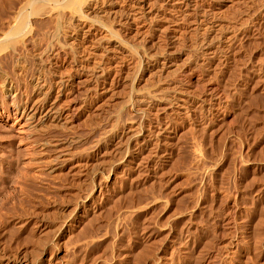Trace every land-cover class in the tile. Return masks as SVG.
<instances>
[{
	"label": "rangeland",
	"instance_id": "rangeland-1",
	"mask_svg": "<svg viewBox=\"0 0 264 264\" xmlns=\"http://www.w3.org/2000/svg\"><path fill=\"white\" fill-rule=\"evenodd\" d=\"M27 1L0 0L1 12L34 15L33 58L13 57L19 99L60 102L63 127L39 113L15 119L0 101V214L31 208L0 229V264H264V0H95L71 23L54 0ZM150 2L154 14L141 15ZM95 20L128 41L84 35ZM158 90L188 97V108L139 100ZM141 123L174 127L159 135L155 164V145L139 164L116 151Z\"/></svg>",
	"mask_w": 264,
	"mask_h": 264
},
{
	"label": "bare ground",
	"instance_id": "bare-ground-1",
	"mask_svg": "<svg viewBox=\"0 0 264 264\" xmlns=\"http://www.w3.org/2000/svg\"><path fill=\"white\" fill-rule=\"evenodd\" d=\"M38 1V0H37ZM36 0H30V1H27V5H34V4H36V3H38ZM113 1H115V0H113ZM148 1V0H147ZM150 1V0H149ZM153 1V0H152ZM155 1V0H154ZM163 1V0H162ZM162 1H160V2H162ZM179 1V0H178ZM181 1V0H180ZM99 2V1H98ZM115 2H117V1H115ZM137 2V1H136ZM156 2V1H155ZM155 2H152V3H155ZM165 2V1H164ZM182 2V1H181ZM54 3L56 4V5H58V6H62L61 8V12L59 11V13H63V16L65 15H67L68 16V21H70L69 23H71V20H78V19H86L87 20V17L88 16H90V15H88L89 13L88 12H90V9H92L94 6V4H95V0H54ZM143 3V2H142ZM149 3V2H148ZM116 4V3H115ZM146 4V3H145ZM150 4H151V2H150ZM20 5H22V3L20 4ZM19 5V6H20ZM39 5H41V4H39ZM96 5H97V3H96ZM102 5V4H101ZM137 5V4H136ZM154 5V4H153ZM131 6V5H130ZM135 6V5H134ZM138 6V5H137ZM147 6V7H146ZM145 7H146V9H145V11H140L139 13L141 14V15H143V14H146L147 13V15L146 16H149L150 14L149 13H152V11H153V6H152V4L151 5H146ZM15 7V6H14ZM49 7V6H48ZM144 7V8H145ZM158 7H161V6H158ZM16 8V7H15ZM14 8V9H15ZM54 8V7H53ZM24 9H26V7L25 6H21V7H18L17 8V11H10L11 12V14H10V12L8 11V10H6L5 9V12L6 11H8L9 13L7 14V13H5L4 12V10L2 11V12H4V13H2L1 12V10H2V8H1V10H0V12L2 13H0V101H1V103H2V107L6 110V111H8V113H10V115L12 114L14 117H15V119H17V117L18 116H27V118L25 117V120L26 119H31L30 117H32V116H34V118H35V116L39 113V116L38 117H40V118H42L43 119V122H45V120H47V119H50V120H52L53 121V123H51V124H53V126L54 127H57V128H59L60 126H62V122H61V115H60V108H59V106H60V102H59V106H58V104L56 105H50V106H52V107H49V106H47L48 107V109H46L47 107H44L43 109L41 108L42 106L41 105H38L36 108H32V103H31V106H29V105H26V100L24 101V100H22L23 98H20L19 99V92L21 91L20 89H19V87L16 85L17 84V82H18V80H20V78H18L17 77V79L16 78H14V76L16 77V74L15 73H17V72H20L19 70L17 71V72H15L16 70V68L15 67H17V65L19 64H17V62L15 61V58H13L14 56L16 57L17 55H21V52H22V54H24L25 56L26 55H29L30 53L28 52L29 51V49H27V46H26V40L27 39H25V37L31 32V31H33L32 30V28H31V25H30V23H31V20L32 19H30L32 16H34V15H32V14H30V13H27ZM29 9H31L32 10V8L30 7ZM38 7L37 8H35V10H34V12L38 15L40 12L38 11ZM105 9V8H104ZM119 9V8H118ZM138 9V8H137ZM139 9H140V7H139ZM142 9V8H141ZM27 10V9H26ZM40 10V9H39ZM94 10V9H93ZM106 10V9H105ZM116 9H114V11H115ZM128 10V9H127ZM133 10V9H132ZM136 10V9H135ZM144 10V9H143ZM160 10V9H159ZM37 11H38V13H37ZM40 11H42V9L40 10ZM44 11V10H43ZM65 11H67L66 13H65ZM117 11V10H116ZM125 11V10H124ZM130 12L128 13V14H130L131 13V10H129ZM26 12V13H25ZM47 13L46 14H52L53 15V13L54 12H56V11H54V9H51V10H47L46 11ZM58 12V11H57ZM96 12V11H95ZM103 12V11H102ZM106 12V11H105ZM105 12H103L104 14H105ZM123 12V11H122ZM135 12V11H134ZM154 12V11H153ZM100 13V12H99ZM109 13H110V11H109ZM113 13V12H112ZM124 13H126V12H124ZM35 14V15H36ZM45 14V13H44ZM43 14V12H42V14H39V15H44ZM102 14V13H101ZM120 14H122V13H120ZM127 14V13H126ZM136 14L138 15V13H137V11H136ZM139 14V15H140ZM149 14V15H148ZM152 14H154V13H152ZM32 15V16H31ZM36 15V16H37ZM54 15H55V13H54ZM58 15V14H57ZM61 15V14H60ZM60 15H59V17H60ZM92 15H93V13H92ZM96 15V14H95ZM132 15H134L133 14V12H132ZM136 15V16H137ZM139 15L136 17V16H133L132 17V19H135V17L138 19V18H140L139 17ZM157 15V14H156ZM173 15V14H172ZM67 16H66V19L65 20H67ZM108 16V15H107ZM151 16V15H150ZM47 17V16H46ZM143 17V16H142ZM174 17V16H173ZM39 18V17H38ZM49 18H51V16H49ZM55 18H56V16H55ZM62 19H63V17H61ZM91 17H89L88 19H90ZM93 18V17H92ZM108 18V17H107ZM152 18V17H151ZM158 18V17H157ZM178 18H180V17H178ZM35 19H36V17H35ZM35 19H33V20H35ZM94 19H96V18H93V20ZM105 19V18H104ZM103 19V20H104ZM143 19V18H142ZM161 19V18H160ZM85 20V21H86ZM91 20V19H90ZM89 20V21H90ZM108 20H110V19H108ZM139 20V19H138ZM156 20V19H155ZM168 20V19H167ZM174 20V19H173ZM179 20V19H178ZM181 20V19H180ZM67 21V22H68ZM82 21V20H81ZM80 21V22H81ZM85 21H83V22H85ZM34 22V21H33ZM32 22V23H33ZM44 22V21H43ZM46 22H48V21H46ZM63 22H64V20H63ZM95 22H96V20H95ZM91 23L90 22V24H86L85 25V27L83 28V30H82V33L85 35V34H90V32L91 31H93V30H96V32L97 31H99V33H101V35L100 36H102V38H103V40H105L106 42H108L109 43V45H110V43L111 42H113V47H117V46H123V44L124 43H126L124 40H123V38H121L120 37V35L119 34H117V31L115 30V27L113 28V27H111L109 24H107V22H101V23ZM173 22V24H176V21H172ZM156 23V22H155ZM40 24V23H39ZM38 24V25H39ZM43 24V23H42ZM179 24V23H178ZM63 25V24H62ZM73 25V24H72ZM71 25V26H72ZM162 25V24H161ZM40 26V25H39ZM80 26V25H79ZM78 26V27H79ZM120 26V25H119ZM163 26H166V25H163ZM42 27V26H41ZM73 27V26H72ZM74 27H75V25H74ZM75 28V30H77V29H80V28ZM177 27V26H176ZM210 27V26H209ZM40 28V27H39ZM54 28V27H53ZM67 28V27H66ZM69 28V27H68ZM158 28V27H157ZM220 28V27H219ZM34 29V28H33ZM46 29H48V28H46ZM52 29V28H51ZM159 29V28H158ZM213 29V28H212ZM218 29V28H217ZM216 29V30H217ZM35 30V29H34ZM38 30V29H37ZM49 30V29H48ZM118 30V29H117ZM170 30H171V28H170ZM204 30V29H203ZM216 30H214V31H216ZM50 31V30H49ZM63 31V30H62ZM61 31V32H62ZM159 31V30H158ZM208 31V33H209V29L207 30ZM206 31V32H207ZM35 32H36V30H35ZM34 32V33H35ZM44 32V31H43ZM65 32V31H64ZM136 32V31H135ZM221 32V31H220ZM49 32H47V34H48ZM77 33V32H76ZM150 33V32H149ZM167 33V32H166ZM205 33V32H204ZM38 34H39V32H38ZM72 34V33H71ZM70 34V35H71ZM145 34V33H144ZM214 34H216V32L214 33ZM31 35V34H30ZM55 35V34H54ZM54 35H53V37H54ZM143 35V34H142ZM204 35V34H203ZM208 35V34H207ZM217 35V34H216ZM216 35H213V36H215V37H213L212 36V33H211V38H216ZM219 35V34H218ZM217 35V36H218ZM29 36V35H28ZM28 36H27V38H28ZM43 36V35H42ZM42 36H40L41 38H42ZM45 36V35H44ZM49 36V35H48ZM79 36V35H78ZM174 36V35H173ZM209 36V35H208ZM61 37V36H60ZM203 37V36H202ZM205 37H206V35H205ZM219 37V36H218ZM34 38V37H33ZM32 37L28 40L29 42H31L32 41V44H34L35 43V39H34V41L33 40H31V39H33ZM38 38V37H37ZM55 38V37H54ZM80 38H82V37H80ZM101 38V37H100ZM99 38V39H100ZM146 38V37H145ZM144 38V39H145ZM209 38V37H208ZM44 39V38H43ZM65 39V38H64ZM75 39H76V36H75ZM78 39V38H77ZM147 39V38H146ZM31 40V41H30ZM55 40V39H54ZM73 40H74V38H73ZM93 40H97V38H93ZM209 40V39H208ZM27 41V42H28ZM37 41H39L38 39L36 40V42ZM149 41V40H148ZM155 41V40H154ZM210 41V40H209ZM208 41V42H209ZM40 42V41H39ZM39 42L37 43V44H39ZM45 42V41H44ZM69 42H71V39H70V41ZM206 42V41H205ZM41 43V42H40ZM43 43V42H42ZM103 43V42H102ZM142 43V42H141ZM63 44V43H62ZM70 44H72V43H70ZM133 44V43H132ZM135 44V43H134ZM133 44V45H134ZM46 45V44H45ZM151 45V44H150ZM197 45V44H196ZM36 46V45H35ZM40 46V45H39ZM38 46V47H39ZM128 45H126V48H128L127 47ZM48 47V46H47ZM136 47V46H135ZM134 47V48H135ZM152 47V46H151ZM36 48V47H35ZM38 49V48H37ZM43 49V48H42ZM107 49V48H106ZM136 49V48H135ZM135 49H134V53H132L133 55L136 53V55H137V51H135ZM28 50V51H27ZM39 50V49H38ZM37 50V51H38ZM112 50V49H111ZM128 50H129V48H128ZM127 50V51H128ZM133 50V48H131L130 47V52ZM40 51V50H39ZM95 52V51H94ZM93 52V53H94ZM116 52V51H115ZM129 52V53H130ZM16 53H18L17 55H15ZM20 53V54H19ZM38 53H41V52H38ZM69 53V52H68ZM76 53V52H75ZM100 53H102V52H100ZM104 53V52H103ZM142 53V52H141ZM70 54V53H69ZM131 54V53H130ZM36 55V54H35ZM43 55V54H42ZM165 55V54H164ZM23 56V55H22ZM30 56L32 57V53L30 54ZM30 56H27V57H30ZM37 56V55H36ZM39 56V55H38ZM139 56V55H138ZM18 57V56H17ZM17 57H16V60H17ZM19 57H21V56H19ZM26 57V58H27ZM102 57V56H101ZM168 57V56H167ZM167 57H166V59H167ZM22 59H24L23 57H21ZM33 58V57H32ZM32 58H30V60L32 59ZM39 58V57H38ZM46 58V57H45ZM90 58V57H89ZM94 58V57H93ZM96 58V57H95ZM142 58V57H141ZM165 58V57H164ZM20 59V58H19ZM18 59V60H19ZM22 59H20V60H22ZM28 59V58H27ZM97 59V58H96ZM136 59V58H135ZM26 60V59H25ZM24 60V61H25ZM41 60V59H40ZM137 60V59H136ZM135 60V61H136ZM150 60V59H149ZM29 61V59L27 60V63H30V65H31V62H28ZM91 61V60H90ZM95 61H99V60H95ZM101 61V60H100ZM23 62V61H22ZM21 62V63H22ZM42 62V61H41ZM139 62H140V60H139ZM25 63H26V61H25ZM25 63H23V64H25ZM35 63V62H34ZM99 63V62H98ZM136 63V62H135ZM162 64L163 65H167V64H169V65H167L166 67L167 68H170V69H168V70H173V71H175L174 69L175 68H173L174 67V65L173 64H171V63H166L165 61H163L162 62ZM22 64H20V65H18V67L20 66L21 68H22V66H21ZM27 65H29V64H27ZM26 65V66H27ZM33 65V64H32ZM25 66V65H24ZM24 66H23V68H24ZM136 66V65H135ZM176 66V65H175ZM28 67V66H27ZM27 67H25V68H27ZM98 67H100L98 64H96L95 63V65H94V67L92 66V68H91V70L90 71H92V70H96V69H98ZM138 67V66H137ZM25 68H24V70H25ZM101 68V67H100ZM178 68V67H177ZM176 68V69H177ZM20 69V68H19ZM30 69V66L28 67V69L26 70L27 72H28V70ZM103 69V68H102ZM136 69V68H135ZM23 70V69H22ZM32 70V69H31ZM104 70V69H103ZM132 70V69H131ZM134 70V69H133ZM160 70V69H159ZM100 71H102V70H100ZM137 71V70H136ZM24 72V71H23ZM32 72V71H31ZM94 72V71H93ZM105 72V71H104ZM107 72V71H106ZM167 72V71H166ZM165 72V73H166ZM21 73V72H20ZM26 73V72H25ZM48 73V72H47ZM19 74V73H18ZM44 74V73H43ZM61 74V73H60ZM18 76V75H17ZM47 76V75H46ZM19 77H21L20 76V74H19ZM26 77H28V75L26 76ZM53 78V77H52ZM132 78V77H131ZM130 78V79H131ZM134 78V77H133ZM25 79V78H24ZM46 79V78H45ZM49 79V78H48ZM59 79V78H58ZM17 80V81H16ZM21 80H23V79H21ZM20 80V81H21ZM26 80V79H25ZM19 81V82H20ZM30 81V80H29ZM60 81H61V79H60ZM36 82V81H35ZM56 82V81H55ZM62 82V81H61ZM25 83V82H24ZM28 83V82H27ZM27 83H26V85H27ZM52 83V82H51ZM60 83V82H59ZM23 84V83H22ZM30 84V83H29ZM61 84V83H60ZM21 85V84H20ZM42 85V84H41ZM33 86V85H32ZM36 86H37V84H36ZM35 86V87H36ZM60 85H58V89L60 88L59 87ZM23 87V86H22ZM31 87V86H30ZM165 87V86H164ZM167 87V86H166ZM169 87V86H168ZM21 88V87H20ZM24 88V87H23ZM39 88V87H38ZM37 88V89H38ZM43 88V87H42ZM63 88V87H62ZM159 88V87H158ZM162 88V87H161ZM26 89V88H25ZM25 89H24V91H25ZM28 89V88H27ZM31 89V88H30ZM32 89H34V88H32ZM57 89V90H58ZM61 89V88H60ZM157 89V88H156ZM160 89V88H159ZM173 89H175L174 87H173ZM176 89H178V88H176ZM41 90V89H40ZM161 90V89H160ZM26 91H28V90H26ZM25 91V92H26ZM32 91V90H31ZM54 91V90H53ZM56 91V90H55ZM181 91V90H180ZM22 92V91H21ZM25 92H24V94H25ZM58 92H59V90H58ZM158 92H159V90H158ZM140 93H141V91H140ZM157 92H155V93H153V91H152V93H148V95H146V93H145V96H143V94H142V96H141V98H139V100H142V102L143 101H145V102H153V101H169V103L170 104H173V105H175L176 104V106H179L181 109H186V108H188V97H184V96H178V95H176L175 93L173 94V92H172V94L171 95H162V93L161 92H159V93H161V95H159V94H156ZM165 93V92H164ZM45 94H47V93H45ZM56 94V93H55ZM139 94V93H138ZM23 95V94H22ZM26 95V94H25ZM28 95V94H27ZM42 96V95H41ZM132 96H134V95H132ZM21 97V96H20ZM23 97V96H22ZM25 97V96H24ZM26 97H28V96H26ZM38 97V96H37ZM56 98H58L57 96H55ZM29 98V97H28ZM44 98H45V96H44ZM60 98V97H59ZM131 98V97H130ZM38 99H40L41 100V98H40V96H39V98ZM126 99H128V98H126ZM45 100V99H44ZM58 100V99H57ZM134 100H135V98H134ZM137 100H138V98H137ZM8 101H10V103H8ZM33 101V100H32ZM124 101V100H123ZM35 102V101H34ZM53 102H54V100H53ZM138 102V101H137ZM191 102V101H190ZM36 103V102H35ZM38 103H40V101L38 102ZM42 103V102H41ZM40 103V104H41ZM125 103V102H124ZM123 104V103H122ZM37 105V104H36ZM130 105V104H129ZM147 105H148V103H147ZM44 106V105H43ZM121 106V105H120ZM144 106V105H143ZM129 107V106H128ZM162 107V106H161ZM160 107V108H161ZM173 107V106H172ZM2 108V109H3ZM142 108V107H141ZM145 108V107H144ZM144 108H142V111H143V109ZM163 108V107H162ZM134 110H136V109H134ZM146 110V112H147V109H145ZM144 110V111H145ZM188 110V109H187ZM138 111V110H137ZM146 112H141V113H146ZM149 112H151V111H149ZM1 113V112H0ZM36 114V115H35ZM136 114V113H135ZM143 115V114H142ZM119 116V115H118ZM144 116V115H143ZM137 117V116H136ZM19 118V117H18ZM144 118V117H143ZM20 119V118H19ZM39 119V118H38ZM117 120H118V118H117ZM125 120V119H124ZM140 120H141V117H140ZM30 121V120H29ZM37 121V120H36ZM27 122V121H26ZM47 122V121H46ZM50 122V121H49ZM55 122V123H54ZM141 122V121H140ZM35 123V122H34ZM126 123V122H125ZM163 123H165V122H163ZM44 124H46V123H44ZM48 124V123H47ZM51 124H48V125H50L49 127H52V125ZM144 124V123H143ZM116 125H117V123H116ZM119 125V124H118ZM138 125H140V124H138ZM40 126V125H39ZM42 126V125H41ZM40 126V127H41ZM43 127V126H42ZM63 127V126H62ZM61 127V128H62ZM120 127V126H119ZM134 127V126H133ZM145 127V126H144ZM143 127V125H142V123H141V125L137 128V129H135V128H133V129H131V128H129L128 129V137H127V139H126V137H125V140H127V141H125V140H123L124 141V143L125 144H122V145H118L117 146V148H116V151H118L120 154H122L123 155V159H124V161H126V163H128V162H133V163H137L138 161V163L137 164H139L141 161H143V157L145 156V155H143L142 157H141V155H142V153H143V151H147L148 149H149V146H154L155 145V147H156V149H155V152H154V154H153V156L154 157H152V158H149L150 159V162H152V163H156V162H158L157 161V157H158V155H159V153H161L160 151H162L163 149H161V148H163L161 145H162V143H165V140L164 139H160V137H159V135H163V134H165L163 137L164 138H170V136H169V134L168 133H172L173 131H174V127L171 125V124H162V125H160L159 123L157 124L156 123V125H155V127L154 128H152V129H150V128H148V129H150L149 131H148V134H146L147 132H146V129H147V127H145L144 128ZM56 128V129H57ZM64 128H65V126H64ZM60 129V128H59ZM147 129V130H148ZM154 129V130H153ZM127 130V129H126ZM34 131V130H33ZM60 131V130H59ZM62 131V130H61ZM116 133V132H115ZM124 133V132H123ZM130 133V134H129ZM167 133V134H166ZM59 134V133H58ZM117 134V133H116ZM122 135V134H121ZM124 135V134H123ZM168 135V136H167ZM41 136H43V135H41ZM112 136V135H111ZM115 136H117V135H115ZM114 136V137H115ZM120 136V135H119ZM125 136V135H124ZM48 137V136H47ZM58 138V137H57ZM119 138H121V137H119ZM123 138V137H122ZM172 138V137H171ZM44 139H45V137H44ZM39 140V139H38ZM42 140V139H41ZM106 140V139H105ZM121 141H122V139H120ZM163 140V141H162ZM132 141H134L135 142V145L137 144V146H135L134 144H132L133 142ZM120 142V141H119ZM118 142V143H119ZM168 142V141H167ZM166 142V143H167ZM48 143V142H47ZM102 143V142H101ZM117 143V144H118ZM46 144V143H45ZM151 144H153V145H151ZM115 145V144H114ZM56 147V146H55ZM137 147V148H136ZM157 147H159L158 149H157ZM136 149V150H135ZM137 149H139V150H137ZM114 151V150H113ZM166 151V150H165ZM60 154V153H59ZM152 154V153H151ZM162 154V153H161ZM54 155V154H53ZM58 155V154H57ZM56 155V156H57ZM139 155V156H138ZM59 156V155H58ZM119 156V155H118ZM122 158V157H121ZM120 158V159H121ZM59 159V158H58ZM50 161V160H49ZM59 161V160H58ZM147 161V160H146ZM51 162V161H50ZM52 162H54V160L52 161ZM64 163V162H63ZM142 163V162H141ZM146 163V162H145ZM149 163V162H148ZM123 164V163H122ZM59 165V164H58ZM57 165V166H58ZM127 165V164H126ZM152 165V164H151ZM56 167V166H55ZM63 167V166H62ZM127 167V166H126ZM55 170V169H54ZM91 171V170H90ZM57 173V172H56ZM60 173V172H59ZM61 180V179H60ZM60 184V183H59ZM115 184V183H114ZM58 185V184H57ZM60 186V185H59ZM61 187V186H60ZM60 187L58 188V190L60 189ZM92 187V186H91ZM90 191V190H89ZM59 192V191H58ZM60 196V195H59ZM93 196V195H92ZM34 197V196H33ZM30 198V197H29ZM32 198V197H31ZM28 200V199H27ZM32 199H30L29 201H31ZM59 201V200H58ZM32 202V201H31ZM60 202V201H59ZM58 202V204H60ZM30 203V202H29ZM24 204V203H23ZM26 205V204H25ZM25 205H21L23 208H24V206ZM21 207V209H20V207H19V209H20V211H19V213L17 212V214L16 213H14V211L13 210H11V211H13V214H15L16 215V217L18 216V218H20L19 217V215L21 216L22 215V213H24L22 210H25V208L23 209ZM15 210H16V208H15ZM26 210H27V207H26ZM30 210H31V208H30ZM30 210H28L27 212L29 213V211ZM10 211V212H11ZM18 211V210H17ZM27 212H25V213H27ZM35 212V211H34ZM33 212V214H35ZM8 213H9V211H8ZM27 213V214H28ZM32 212H30V214H31ZM29 214V215H30ZM5 215H8V216H5ZM15 215H13L14 217H15ZM23 215H25V217L27 216L26 214H23ZM12 215L10 216V217H13ZM42 216H44V215H42ZM41 216V217H42ZM7 217H9V214H6V213H4V214H0V229H3L2 228V226H7V225H4L5 224V222H6V219L8 220L9 218H7ZM24 217V216H23ZM27 218V217H26ZM26 218H24V220L26 221ZM29 218H30V216H29ZM28 218V219H29ZM33 218V217H32ZM13 219V218H12ZM17 219V218H16ZM16 219H15V221H16ZM42 219V218H41ZM14 221V222H15ZM18 221V220H17ZM22 221V220H21ZM8 223H9V220L7 221ZM12 222V221H11ZM23 222V223H22ZM22 222H20L21 224H24V221H22ZM19 223V222H18ZM18 223H17V225H18ZM28 222H26L25 223V226H26V224H27ZM16 224V223H15ZM9 225V224H8ZM20 225V224H19ZM24 226V227H25ZM19 226H17V230L20 228H18ZM31 227V226H30ZM6 227H4V229H5ZM23 228V227H22ZM21 228V229H22ZM22 230H24V229H22ZM21 230V231H22ZM30 230L31 231H33V228L31 229L30 228ZM30 230L28 229L27 231L28 232H26V233H28V234H26V236H30V235H34V234H31V232H30ZM24 231H26V230H24ZM18 233H19V231H18ZM33 233V232H32ZM22 235H25V234H22ZM165 262V261H164Z\"/></svg>",
	"mask_w": 264,
	"mask_h": 264
}]
</instances>
